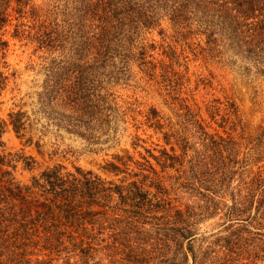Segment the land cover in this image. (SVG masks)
<instances>
[{
	"label": "rangeland",
	"instance_id": "rangeland-1",
	"mask_svg": "<svg viewBox=\"0 0 264 264\" xmlns=\"http://www.w3.org/2000/svg\"><path fill=\"white\" fill-rule=\"evenodd\" d=\"M71 1L30 4L52 28L70 16ZM15 6L11 0L2 33L8 79L0 90V116L8 125L1 137L6 150L35 158L31 168L16 160V178L29 182L45 166L61 163L123 187L122 196L116 190L95 193L92 208L100 212L92 215L93 223L84 222L82 244L73 245L66 232L55 249L30 254L29 264H193L194 255L197 264L204 253L205 264H264V200L259 205L250 191L256 188L254 174L264 186V73L230 48L223 54L202 49L203 35L192 34L185 43L162 17L141 28L134 41L154 46L134 53L124 75L108 84L118 105L112 126L101 138L87 139L58 128L38 110L45 66L59 52L37 47L25 34L13 35L17 21L31 30L34 22ZM17 110L29 116H23L19 135L9 122ZM210 134L227 139L214 159ZM164 149L177 160L164 162ZM109 162L120 169H109ZM148 163L156 174L141 169ZM131 181L140 190L127 192L128 186L136 190ZM248 195L252 200L243 208L237 201Z\"/></svg>",
	"mask_w": 264,
	"mask_h": 264
},
{
	"label": "trees",
	"instance_id": "trees-1",
	"mask_svg": "<svg viewBox=\"0 0 264 264\" xmlns=\"http://www.w3.org/2000/svg\"><path fill=\"white\" fill-rule=\"evenodd\" d=\"M15 1L13 9L19 16L29 13L34 22L31 30L17 21L13 35L25 34L37 47L59 52L45 66V77L37 94L38 110L58 128L87 139L101 138L112 126L118 105L108 84L124 75L130 57L135 58L134 53L143 55L148 46H154L134 41L141 28L159 24L162 17L168 18L177 37L185 38V43L192 34L203 35L202 49L223 54L230 48L264 73V0H72L70 16L52 28L40 19L30 0ZM10 3L11 0H0V90L8 79L5 70L8 42L2 33L10 21ZM133 47L137 50L133 51ZM23 116L29 117L21 110L9 113V122L18 135L25 128ZM7 125V120L0 116V264H29L30 254H39L43 248L55 249L66 232L75 241L73 245L82 244L81 235L87 233L84 222L93 223L92 215L100 212L92 208L95 193L116 190L122 196L123 187L104 185L91 170L79 166L69 170L61 163L45 166L31 175L29 182L21 181L14 174L16 160L31 168L35 158L21 151L6 150L1 136ZM224 140L227 139L210 134L212 159L221 154ZM162 153L164 162L177 160V155L166 149ZM202 163L206 169L210 162ZM144 168L156 174L151 163L141 166ZM109 169L116 171L120 167L109 162ZM149 172L141 174L145 178ZM251 180L256 185L251 194L257 193L260 205L264 200L260 174L252 175ZM131 184L136 190L128 186L127 192L140 190L136 181ZM249 197L243 203L237 202L245 208L252 200ZM158 205V201L152 204ZM206 258L204 253L197 264H205Z\"/></svg>",
	"mask_w": 264,
	"mask_h": 264
}]
</instances>
